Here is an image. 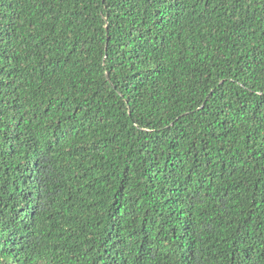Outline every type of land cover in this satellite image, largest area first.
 I'll return each instance as SVG.
<instances>
[{"label": "trees", "instance_id": "1", "mask_svg": "<svg viewBox=\"0 0 264 264\" xmlns=\"http://www.w3.org/2000/svg\"><path fill=\"white\" fill-rule=\"evenodd\" d=\"M0 264H264V0H0Z\"/></svg>", "mask_w": 264, "mask_h": 264}]
</instances>
